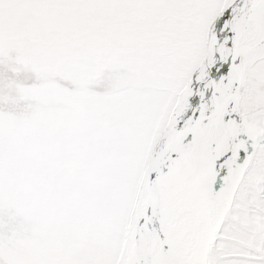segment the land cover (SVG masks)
<instances>
[{"label":"snow or ice","instance_id":"6c2138e0","mask_svg":"<svg viewBox=\"0 0 264 264\" xmlns=\"http://www.w3.org/2000/svg\"><path fill=\"white\" fill-rule=\"evenodd\" d=\"M0 264H264V0H0Z\"/></svg>","mask_w":264,"mask_h":264}]
</instances>
